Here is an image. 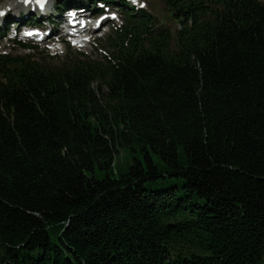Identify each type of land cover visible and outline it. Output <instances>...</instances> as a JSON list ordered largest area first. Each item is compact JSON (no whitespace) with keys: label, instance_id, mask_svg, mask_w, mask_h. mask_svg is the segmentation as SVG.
Instances as JSON below:
<instances>
[{"label":"trees","instance_id":"obj_1","mask_svg":"<svg viewBox=\"0 0 264 264\" xmlns=\"http://www.w3.org/2000/svg\"><path fill=\"white\" fill-rule=\"evenodd\" d=\"M161 1L107 57L0 55V264H264V0Z\"/></svg>","mask_w":264,"mask_h":264},{"label":"rangeland","instance_id":"obj_2","mask_svg":"<svg viewBox=\"0 0 264 264\" xmlns=\"http://www.w3.org/2000/svg\"><path fill=\"white\" fill-rule=\"evenodd\" d=\"M16 1H19L20 3ZM107 1H113V3H111V5L113 4V6H102V3L99 2V5L96 4V6H98L102 10L100 13L94 15V13L90 11L86 12V15L88 16V18L86 19L88 22H90L91 25L106 16L109 17V22L102 24L96 31H94L93 29L91 31H85L82 34L83 37H91L92 42L87 41V46H81V43L72 42H68V44H58L57 39H59V36H56V33H54L53 31L51 38L47 41L38 40L37 36L26 39L25 37H23L21 31H23L25 27L24 25H28L26 23L28 20L27 18L21 17V12L22 14L27 15L29 14L28 9L31 8H35L38 11L39 9L37 8L36 0H33L31 4H26L23 2V0H0V9L2 8L0 12L1 18L5 19L7 14L11 12V14L13 15L12 18L15 21H19L18 23L14 24L11 23L6 31V38L0 40V55H2L3 57H7L9 62L14 59L17 61H21L29 58L33 62L42 61L51 65L59 64L60 62H63L67 59H71L74 55H78L80 52L85 53L86 57L91 60L107 57L108 51L111 50L108 44L109 40L111 38L110 43H115L114 35L117 32L118 27L123 25L125 20L128 18V13L130 10L137 12H132L133 14H140V10L145 9L146 13H142L143 15L149 14L150 16L155 18L153 23L150 24V27H153L154 30H156L154 26H159L162 23V20L165 21L164 27L172 31H175L180 27V24L177 21L171 19L170 9L161 0ZM17 5L18 7L16 8L15 6ZM50 5L47 3V7L44 9V11H47L50 8ZM54 8L55 6H53V8L51 7V10L55 12ZM40 11L42 12V10H39V12ZM56 18L57 17H55V20ZM42 24H44V26L47 25H45L44 22H42ZM89 25L87 26V29H89ZM25 31L27 33V30ZM94 38L97 39L93 40ZM63 39L64 41H67V38ZM23 45H28L34 48L25 50ZM57 46H60V48H57ZM55 53L57 54L55 55ZM116 162L118 164V168H120V166L125 167L126 165H128V163L131 162V154L128 153V150L123 151L117 157ZM101 173V171H98L99 176H102Z\"/></svg>","mask_w":264,"mask_h":264},{"label":"bare ground","instance_id":"obj_3","mask_svg":"<svg viewBox=\"0 0 264 264\" xmlns=\"http://www.w3.org/2000/svg\"><path fill=\"white\" fill-rule=\"evenodd\" d=\"M25 1H27V0H23V2L25 3ZM29 2H28V4H31V2L33 1V0H28ZM16 2H19V1H16ZM16 2H14V3H16ZM13 3V4H14ZM20 3V2H19ZM11 6V5H10ZM16 8L18 7V5L17 6H15ZM9 8V7H8ZM7 8V9H8ZM19 8H21V7H19ZM18 8V9H19ZM6 9V10H7ZM1 10H2V8L0 9V12H1ZM3 13V12H2ZM82 14H81V16H85V14H86V11H83V12H81ZM1 15V14H0ZM23 18H27V17H23ZM72 18V16H70V14H65L64 15V21L62 22V28H64L65 26H66V24L68 23L67 22V20L69 21V19H71ZM67 19V20H66ZM73 20H76L77 21V18H72ZM109 22V17H104V18H101L99 21H96L93 25H91L90 24V22H88V21H86V23H85V25L83 26V28H81L82 30L80 31V33H84L85 31H91L92 29L94 30V31H96L97 29H99L100 28V26L102 25V24H104V23H108ZM78 24H80V26L77 28L78 30H79V28L80 27H82V22H79ZM90 24V25H89ZM89 25V29H87V26ZM76 28V27H75ZM51 35H52V31H50L49 29L47 30V35L45 36V39L44 40H49L50 38H51Z\"/></svg>","mask_w":264,"mask_h":264}]
</instances>
